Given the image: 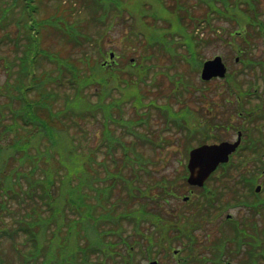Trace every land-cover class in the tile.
Wrapping results in <instances>:
<instances>
[{
  "label": "trees",
  "instance_id": "obj_1",
  "mask_svg": "<svg viewBox=\"0 0 264 264\" xmlns=\"http://www.w3.org/2000/svg\"><path fill=\"white\" fill-rule=\"evenodd\" d=\"M83 1L85 10L101 12L100 21L107 19L111 12L128 11L134 22L151 14L165 26L133 32L134 37L144 38L148 53L139 61L129 62L130 68H136L135 76L121 77L119 60L104 64L89 53L84 57L92 65V71L83 75L80 66L50 51L42 40L45 27L60 30L61 22L65 24L64 31L60 30L62 35L81 44L89 36L77 23L57 13L42 18L41 0H0V63L6 61L9 78L16 75L14 81L7 83V103L1 106L0 101L5 118L10 116L5 122L0 111V122L5 124L2 131H13L15 139L6 145L0 143V157L4 155V148H8V160L19 163V167L11 168L8 161L0 164V244L7 238L17 252V258L8 261L0 249V264H142L141 258L155 257L157 239L146 238V229L151 224L157 228L159 224L157 229H164L165 236L169 229L177 227L175 220L169 225L161 217L164 214L172 218L175 210L164 211L162 202L168 201L166 195L176 194L178 182L165 178L153 193L147 188L150 185L147 178L141 185V181L135 182L130 178L132 174L129 177L122 170L103 171L105 167L97 157L101 150H106L117 163L115 150L120 148L124 151V166L136 173L148 172L154 160L145 155V147L151 145L157 151L164 143L168 144V140L156 142L151 137L154 134H147L139 125L149 124L153 117L151 108L147 113L142 110L145 96L141 83L151 70L148 60L158 56L155 50L170 55L175 65L178 52L174 43L175 36H179L180 42L186 43L184 63L190 71L198 70V62L191 54L196 43L193 35L203 20L209 24L213 17L232 19L239 15L238 18L256 22L254 27L259 33L264 31V23L255 18L258 17L255 12H250L255 10L256 0H195L196 7L207 9L202 16L197 15L189 0ZM147 5L152 8L149 14ZM94 40L100 56L105 57L108 51L102 48L103 35ZM8 44L15 47L12 58L2 51L3 45ZM45 59L57 61L58 70L42 68L40 65ZM114 75V80H110ZM184 77L176 81L180 88ZM96 83L99 87L90 97L89 88ZM13 100L18 102L17 106H13ZM129 102L134 113L126 116L125 106ZM156 108L169 123L176 120L174 109L157 103ZM83 119H91L102 127V139L94 148L89 147L92 134ZM16 130L22 135L15 134ZM101 172L107 173L102 176ZM121 188L124 193L129 191L126 198L130 201L122 200ZM14 198L29 209L22 207L10 227L3 217L17 213L14 202L11 203ZM125 223H131L133 231L124 228ZM184 225L189 226V221ZM19 236H23V241H18Z\"/></svg>",
  "mask_w": 264,
  "mask_h": 264
},
{
  "label": "rangeland",
  "instance_id": "obj_2",
  "mask_svg": "<svg viewBox=\"0 0 264 264\" xmlns=\"http://www.w3.org/2000/svg\"><path fill=\"white\" fill-rule=\"evenodd\" d=\"M189 2L191 3V6L193 9H196V13L198 16L204 15L206 12V7L204 6H195V0H192ZM156 7V5H155ZM86 8L83 0H41V12L40 16L42 18H47L48 16H51L53 14H60L64 18L68 19L70 22L77 23L78 27L82 29L89 37L83 41L81 44H76L74 41H70L62 35L61 31L63 30L60 22V30L53 28V27H45L43 29V43L46 48H48L50 51L58 53V55H61L62 57L69 59V61H73L76 63L77 66H80L82 68V73L84 74H90L91 66L86 61L87 58L84 57L85 53H89L91 57H95L99 60H104L105 57L100 56V50L96 48V42L95 37H98L99 35H103V42H102V48H104L107 51H114L116 57V60H119L121 63V69L118 70L119 73H121V77L125 76V78H129L131 75L135 76L136 71L135 67L130 68L129 66H132L129 64L131 61V58L142 59V55H146L145 46L146 41H144L143 37H134L133 31H151L155 27H162L165 26L160 20H156L152 17L149 12L151 11V6L149 7L147 5L146 9L148 10L147 17L143 16L138 19V22H134L131 18V15L128 13V11H124L122 14L119 13H113L111 12V15L107 17L105 21H100L99 16L101 12H94L85 10ZM259 17H255L256 19H259L264 22V0H258V3L256 5ZM87 9V8H86ZM113 15V16H112ZM236 16L232 19L227 18H220V17H213L212 23H206L204 20L202 21L203 24H207L208 26L201 27L199 30V33H197V36L205 38L207 43H202L200 46V54L201 58L203 60L208 58H213L215 55L220 54L227 59V61L230 63L232 72L235 74H239L242 77V81L245 83V88L250 87L249 83H253V86H256L255 80L258 79L257 75L261 73L262 66L260 64L261 61H264V38L261 36L257 30L253 28L254 21L248 22L245 20V17L238 18ZM111 20V21H110ZM51 24V23H50ZM111 24V27L109 25ZM54 26V25H52ZM242 26H244L243 32L240 33H233L230 34L231 31H236L242 29ZM76 27V26H75ZM199 27V26H198ZM14 30L15 28H11ZM248 34V35H246ZM246 35V36H245ZM173 36L170 34L169 38H172ZM177 39V42L174 43V45L177 48V52L179 54H176V63L173 65L172 57L168 54H165L163 51H158L157 55L154 56L153 59L148 60V62L151 63V70L148 76H145V81L141 83V88L144 92V106L142 110H146L151 108L153 112V117L150 120L149 124H139L142 131L146 132L147 134H154L151 137L156 139V142H162L164 143L165 140H168V144L164 143L162 148L155 151L152 149V146L145 147V155L149 156V158H152L154 160L153 162L149 164V167L151 168L150 171L146 172L140 171L135 172V170H131L130 167L123 165V156L124 151L120 148L115 150V157L117 160V163H114V160L110 158V154L107 153L106 150H101L98 159L99 164L103 165L105 167L102 168L103 171H124L123 174H129L130 177L131 174L132 178L135 182L140 183L142 185V180H145L147 178V181L150 182L149 187L153 190V193L157 191L159 188L158 184L162 183L165 178L171 179L173 181H177L179 185H177L176 194L174 196H170L169 202H162V207H164V211H170L171 208H173L176 212V210L180 207L182 210H186L189 213L194 212V207L192 206V203L190 205H187L185 202L182 201L183 196L186 194H189L190 187L187 183H182V179H177V175H181L184 171V163L187 162V153H186V146L188 144H191L192 141L194 142V139L190 140L188 139V132L179 125V122L176 123V121H173L170 124L169 128V121L164 117V114L160 112L158 108L155 106H150V102L154 101L157 104L160 105H166L169 108H172V110H178L182 107H185L180 110L178 116L181 119L182 123L190 128V133H194L195 129L197 127H200L201 121L199 117L196 115L197 111L200 112L201 119L207 120L206 117H208V113L211 115V101L216 102L220 99V95L213 87L210 88L208 99L207 95L205 96L206 91L201 90L198 91V97L195 98V88L197 85L204 86V84L201 82L200 73L196 70H189V65L185 64L184 60L180 59L181 52L184 54L186 53L185 47L180 45V37L175 36ZM207 38L209 40H207ZM243 47L247 49H251L250 55L245 56V59H252V62L250 63V66L245 67V63L242 64L235 62V56L237 53V48ZM14 45L8 44L3 45L2 51L6 52L7 54L11 56L12 51L14 50ZM150 53L152 52L151 49H149ZM4 64L0 66V101L2 102L3 106L8 101V97L5 94L7 90V83L8 81L12 82L14 81L15 75L12 78H9L8 72L4 68V65L6 61H2ZM153 63V64H152ZM123 64V65H122ZM129 65V66H128ZM42 68L45 66V68H49L56 71L58 70V63L57 61H54L53 63L49 59L43 60L41 63ZM198 66H200V63L198 62ZM242 67V70L238 71ZM41 68V67H40ZM41 68V69H42ZM245 70V72H243ZM185 75L184 79L186 80L187 85L193 84L188 86V89L185 90L183 93H179V89L177 86V79L180 76ZM114 77H111L110 80H114ZM125 79H123V82ZM194 86V87H193ZM99 85L96 83V85H92V87L89 88V95L92 97L91 93L95 88H98ZM93 94V93H92ZM34 96V92H31V96ZM264 95V93H263ZM93 101L96 100L95 97L92 98ZM167 103H170L172 107H170ZM147 104V106H146ZM18 102L16 100H13V106H17ZM188 106V107H187ZM187 107V108H186ZM126 109V116H130L134 113L133 108L131 107V103L129 102L125 106ZM2 115L4 116L5 110H0ZM159 111L160 114L157 112ZM0 113V114H1ZM155 113V115H154ZM203 113H206L205 115ZM146 115V114H145ZM10 118V116H4V120L6 122V119ZM84 126L89 130V132L92 134L91 141L89 143L90 148L96 147L99 142L102 139V127L98 122H93L91 119H83ZM176 124V125H175ZM180 126V127H179ZM5 127V124L0 122V143L7 144L12 139H15V135L13 131H2V128ZM118 127V126H117ZM117 133H119L117 131ZM15 134L22 135L21 132L15 131ZM156 134V135H155ZM201 133H196L194 135V138H197L198 136H201ZM235 136V133H234ZM13 137V138H12ZM25 140V136H22ZM81 138L84 139V135H80ZM163 138V139H162ZM193 145V144H191ZM9 151L8 148H4V155L0 157V164H2V161H8L7 165L9 168L13 167H19V163L17 160H8L7 152ZM247 155V161H245V167L249 169H258L261 166H264L263 160L261 161H255L253 151L250 153L247 151L245 153ZM16 165V166H15ZM132 171V173L130 172ZM239 170H234L233 175L238 174ZM9 173V172H8ZM104 173L107 172H101V175L103 176ZM148 173L149 176L146 174ZM216 179L219 180L221 176L220 174L215 175ZM234 180V178H229ZM129 181V179H128ZM176 183V182H175ZM174 183V184H175ZM233 183V182H231ZM146 183H143L145 185ZM211 185H219L220 183L218 181H215V179L210 180ZM139 186V184L137 185ZM236 186V185H235ZM154 188V189H153ZM120 189V188H119ZM121 193L123 195L122 200H126V202L130 201L126 198L128 196L129 191L125 193L122 191ZM230 190V189H229ZM233 190V189H232ZM236 190H244V187L242 186V189H239L237 187ZM235 191V190H233ZM229 193V192H228ZM130 197V196H129ZM166 197H169V195H166ZM180 197V199H179ZM194 199V198H193ZM120 200V201H122ZM13 203L14 207L17 208V213H13L8 215L9 213L5 214L3 218L7 220L6 224L10 226L15 223V217L18 214V211L21 212L22 209H29V206H22L20 204V201L17 200V198H14L11 200V203ZM125 201H123L121 204H125ZM27 204V203H26ZM210 209H206L208 211V215L205 217L206 221L203 220L200 225L195 226L196 229L194 230V235L196 237V245H195V251L203 253L208 259H210L213 256V253L215 254V240L219 239V234L221 228V231L223 233V239H232V242L240 238V236L245 234V231L242 230L241 225L235 224V222H226L223 226H220V220L219 219H213L212 221L209 220V215H211L215 210L218 208H215V210L212 209V205ZM205 206V207H208ZM24 207V208H22ZM248 210H245L243 208L234 207V208H228L226 212H233L238 218L242 219L243 215L246 214L248 216L249 213H247ZM225 212V213H226ZM244 213V214H243ZM9 216V217H7ZM208 218V219H207ZM244 219V218H243ZM169 220V218H168ZM258 220V217H257ZM259 221V220H258ZM260 222V221H259ZM165 223V222H164ZM203 224V225H201ZM219 228H218V227ZM264 226V223H263ZM3 226L1 225V228ZM11 227V226H10ZM14 227V226H13ZM124 228H127V230H132L131 223H125ZM170 230V229H169ZM178 227L175 229H171L165 236H163V233L165 230H161L160 228L155 230V227L153 225H149L146 229L147 234H151V236H154L157 239V257L159 261L162 264H180V258L179 255H175L173 253L174 249H183L185 245L182 242V239L177 237ZM135 236V233H134ZM133 236V237H134ZM1 239V238H0ZM234 239V240H233ZM23 241V236L18 237V241ZM258 241H264V227L261 229V234L258 236ZM208 246H211L210 249H207ZM223 245H218V248L221 249ZM155 248V249H156ZM0 249L2 250V253L5 254L7 257V260H15L17 258V252H14V247L11 244L10 240L7 238L2 239L0 244ZM261 249V248H258ZM193 251V246L189 245L187 249V253H190ZM183 254L182 258L183 260L191 259L188 254ZM245 255V253H244ZM11 256V257H10ZM239 256H243L242 254ZM239 256L232 257L234 261L239 264ZM261 256V254L259 255ZM196 255L193 254V258H195ZM9 258H11L9 260ZM227 258V257H226ZM263 259V257H261ZM209 261V260H208ZM142 264H146L148 260H144L141 258ZM188 264H195V262H189ZM211 264V263H209Z\"/></svg>",
  "mask_w": 264,
  "mask_h": 264
},
{
  "label": "flooded vegetation",
  "instance_id": "obj_3",
  "mask_svg": "<svg viewBox=\"0 0 264 264\" xmlns=\"http://www.w3.org/2000/svg\"><path fill=\"white\" fill-rule=\"evenodd\" d=\"M243 50L244 48H239V53H242ZM223 59L227 66V73L225 76L217 75L207 80L201 79L205 89L203 86L199 85L194 87L195 98L198 97V91H200L202 87V91H206V93L203 94H205V96L207 95V100L209 96L208 92L214 84L215 86L212 91L215 90L220 95V99L217 101V106L215 101H211V115L208 113V117H206L207 120H204L203 118L201 119L199 111H197L196 115L201 121V130H206L205 135L207 138L201 143L214 144L223 141L235 142L237 136L241 135L242 140L230 153V160H235L241 157V151L244 145L243 142L246 138V135L244 137L241 127H243L244 124L256 126L259 124V120L251 114L246 117L242 111V103L245 98L243 97L242 91L244 90L245 83L242 81V77L239 74L237 75L231 73L233 70L230 63L224 56ZM240 59V56H236V63L242 64ZM241 69L242 67L238 69V71ZM257 77L259 79L260 92L263 95L264 64L262 65L261 73H259ZM234 133L236 134L235 137ZM221 167L222 164H220L218 168L212 172L204 185H188L190 187V192L182 197V201L186 204L192 202L194 212L189 213L184 210L185 216L191 218L192 220L195 218V222L198 226L203 222V220L206 221L205 217L208 215V211L206 209L211 208V206L208 205H213V210L218 208L208 216L209 220L212 221L213 219H219L220 224L218 225L220 226H223L226 222H235V224L241 225L245 234L242 233L240 238L235 240L233 239V246L240 255L242 254L244 256V253L246 254L247 243H249V241L241 237L249 236L257 239L261 234V229L264 223V194H262L264 187V172H258L257 175L255 172H238V174L233 175V172H225L221 169ZM216 174L221 175L219 176V180L215 178ZM228 174L234 176L235 179L231 181V179H229L231 176L229 177ZM212 179H215V181H218L220 184L211 185L210 180ZM235 181H237V183H235ZM231 182H233V184ZM259 183L262 184V188ZM242 186L244 187V190H236L237 187L242 189ZM234 207L248 210V216L243 213L244 215L242 217L244 219H240L233 212H226L228 208ZM257 217L260 222L257 220ZM210 247L211 246H208L207 249H210ZM176 252H178V249Z\"/></svg>",
  "mask_w": 264,
  "mask_h": 264
},
{
  "label": "water",
  "instance_id": "obj_4",
  "mask_svg": "<svg viewBox=\"0 0 264 264\" xmlns=\"http://www.w3.org/2000/svg\"><path fill=\"white\" fill-rule=\"evenodd\" d=\"M113 56V53H111ZM226 68L220 56L213 60L206 61L203 69V77L210 78L213 75H224ZM237 144V143H235ZM233 143H221L214 145H202L194 148L190 152L189 168L191 175L189 181L192 183L203 184L210 172L216 168L220 161L228 160L229 153L232 151ZM150 264H160L157 261Z\"/></svg>",
  "mask_w": 264,
  "mask_h": 264
}]
</instances>
